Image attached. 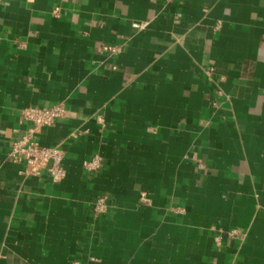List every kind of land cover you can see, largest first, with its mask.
<instances>
[{
  "label": "crops",
  "instance_id": "crops-1",
  "mask_svg": "<svg viewBox=\"0 0 264 264\" xmlns=\"http://www.w3.org/2000/svg\"><path fill=\"white\" fill-rule=\"evenodd\" d=\"M0 264H264V0H0Z\"/></svg>",
  "mask_w": 264,
  "mask_h": 264
},
{
  "label": "built area",
  "instance_id": "built-area-1",
  "mask_svg": "<svg viewBox=\"0 0 264 264\" xmlns=\"http://www.w3.org/2000/svg\"><path fill=\"white\" fill-rule=\"evenodd\" d=\"M135 29H144V25L134 23ZM113 51H115L113 49ZM65 114L63 104H56L50 107H28L22 111L21 117L29 127L26 132L12 143L9 151V159L15 164L25 166V174L38 176L46 172L51 179L60 183L66 177V170L63 167L65 150L59 146L46 147L40 144L37 139L38 130L43 127L52 126ZM92 167V164H89ZM111 207L107 197H99L94 205L96 216L105 214ZM240 231L232 229L225 233L227 238H236ZM218 244H221L217 239Z\"/></svg>",
  "mask_w": 264,
  "mask_h": 264
}]
</instances>
